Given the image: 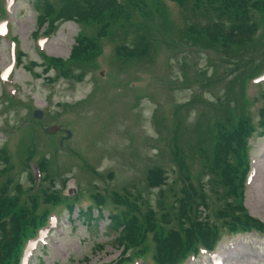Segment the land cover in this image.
<instances>
[{"label":"rangeland","instance_id":"rangeland-1","mask_svg":"<svg viewBox=\"0 0 264 264\" xmlns=\"http://www.w3.org/2000/svg\"><path fill=\"white\" fill-rule=\"evenodd\" d=\"M4 1L7 16L0 18V150L6 148L13 161L16 148L24 156L32 142L37 153L42 155L57 145L56 163L65 171L62 177L54 181L57 189L72 195L76 188L79 197H92L94 193L108 195L129 187L134 195L139 192L144 203L157 214L161 213L158 202L167 205L170 225L166 227L175 225L174 216H171L173 209L169 208L168 201L172 199V191L180 185L176 180L177 165L173 162L172 150L170 145L166 147L167 132H170L175 108L184 105L180 111L184 118L180 145L186 164L193 174L201 175L203 183L208 182V177L200 174L202 161L196 155V150L192 153L188 149L190 141L193 143L197 136L193 129L219 107L212 96H224V91L231 89L230 80L242 68L236 70V64L243 65L247 70V77L237 80V86L234 87L237 96L241 93V86L248 90L251 97L256 93L259 97L264 90V81H256V73H261V79L264 77V60L259 61L264 48V22L259 23V32L250 44L232 49L229 54L200 49L202 47L194 46L188 37L178 41L176 35L181 29L176 27L166 30L176 41L173 46L162 44L154 61L145 58L126 68H121L112 60L114 48L119 45L120 37L127 35L128 42L133 41L137 34L122 28L118 31L116 42L105 41L100 70L87 71L83 80L78 81L56 79L52 70L45 74L40 66L33 67V76L26 68L30 67L31 62L41 63L40 52L50 57L67 59L79 32L77 24L72 21L60 22L51 35L34 39L37 12L32 0ZM191 8L197 10L195 15ZM191 8H188L192 14L191 24L205 27L215 21L214 14L205 12L207 9L202 1H193ZM171 11L172 18L178 23L177 10ZM256 16L258 18V14ZM12 38L24 53L21 65L14 59L15 43ZM108 71L111 81H115L114 85L107 83ZM202 73L205 74L204 78ZM222 73L230 76L209 86L210 92L204 94L206 103H196L191 107V104L185 105L192 99L202 100L201 81L207 82V77L214 80ZM185 76L194 80L186 83ZM99 85L104 86L102 91H97ZM4 92L15 102L9 103ZM223 100L224 97L216 98V101ZM258 103L252 108L249 106L254 111V120L257 119L255 113ZM45 112L49 116H45ZM32 113L36 117L42 116L41 120L30 119ZM46 130L52 133L48 134L51 137H46ZM68 133L69 139L66 138ZM247 150L251 171L246 182L243 205L250 216L264 222V133L254 134L248 141ZM16 163L12 176L26 190L32 185L28 171L22 169L21 160ZM4 166L1 157L0 169ZM153 167H161L167 177L166 185L160 189L146 186L147 170ZM43 188L50 189L48 180L44 182ZM212 192L206 187L209 209L200 207V215L222 226L216 214L218 209L224 208V199ZM85 202L88 201L83 199L80 204H76L72 214L64 209L56 212L51 224L40 232V236L43 234L44 237H38L29 245L31 251L23 264H114L121 248L111 242L113 231L107 228V209L102 219H98L94 225H88L78 215V210L87 208ZM92 213L93 217L97 216L94 208ZM157 217L159 219V215ZM226 234L222 233L213 253L202 252L198 257L189 258L185 264H214V256H220L224 264H264V234Z\"/></svg>","mask_w":264,"mask_h":264},{"label":"trees","instance_id":"trees-1","mask_svg":"<svg viewBox=\"0 0 264 264\" xmlns=\"http://www.w3.org/2000/svg\"><path fill=\"white\" fill-rule=\"evenodd\" d=\"M193 1L196 2L33 0L37 12V31L33 34L34 39L41 35H51L60 22H74L79 32L67 59L50 57L40 52L41 63L31 62L30 67L26 68L33 76V67L40 66L45 74L52 70L56 79L81 81L87 71L100 70L105 41L116 42L118 31L122 28L130 29L137 35L135 40L128 42L127 35L120 37L119 45L114 48L112 60L121 68L140 63L145 58L154 61L162 44H175L176 41L166 32L175 27L181 29L176 35L178 41L188 37L194 46L202 47L200 49L229 54L232 49L250 44L259 32V23L264 22V0H198L205 4L207 14H214L215 21L205 27L197 26L190 23L191 15L197 12L191 8ZM188 8L193 10L192 14ZM171 9L177 10L180 20L178 23L171 16ZM6 14L4 2L0 0V18ZM42 28L44 31L40 32ZM12 41L15 43L16 62L21 65L24 53L18 49L15 39ZM263 60L264 48L259 58L260 62ZM253 61L254 58L251 62ZM239 68L240 72L230 80L231 89H226L224 96H212L215 103H219V107L214 109L212 115H207L204 122L201 120L194 127L193 132L197 135L194 146L192 141L188 146L190 152L196 150V155L202 161L200 174L208 177V182L203 183L201 175L193 174L186 164L180 145L181 130L184 126L180 111L184 109V105L180 104L175 108L172 126L170 132H167L166 147L170 145L172 150V159L177 165L176 180L180 186L172 191V199L168 201L169 208L173 209L171 216H174L176 221L170 228L166 227L170 225L167 220L170 214L167 205L163 206L162 202H158L161 213L157 214L144 203L139 192L134 195L129 187H125L122 192L116 191L108 195L98 192L92 194V197H79V190L72 196L65 195L54 183L55 179L62 177L65 172L56 163L57 145L42 155L37 153L35 143L32 142L24 156L16 148L15 159L12 156L13 161L6 148L1 149L0 158L2 157L5 166L0 169V264H21L26 245L37 238L39 230L48 225L50 217L62 209L72 214L75 205L80 204L83 199L88 201V206L85 210H78V215L86 220L88 225L96 224L98 219L103 218L104 210L108 211V228L114 233L111 235V242L121 248L119 258L114 264H128L136 260H142L146 264H182L189 256H196L201 248L212 251L224 232L236 234L255 231L263 234L264 224L247 213L243 200L249 172L248 140L254 133H264V90L259 97L257 93L251 97L248 90L241 86V93L237 96L234 92L237 80L247 77L246 68L238 63L236 70ZM215 72L216 70L213 73ZM109 73L110 71L107 72V83L114 85L115 81H111ZM223 74L226 73L214 80L207 77V82L201 81L202 100L192 99L185 105L191 104V107L204 102V94L209 93L211 89L209 86L230 76ZM256 74L259 75L260 72ZM201 75L205 76L204 73ZM193 80L187 76L184 78L186 83ZM103 87L99 85L97 91H102ZM3 95L9 103L15 102L8 93L4 92ZM217 97H224L223 102L216 101ZM235 101L237 104L233 105ZM256 102L259 103L255 113L257 119L254 120V111L251 108ZM46 116H49L47 112ZM30 119L36 120L31 115ZM32 126L33 124L29 128ZM60 141L63 142L62 139ZM18 160H21L22 169L28 171L32 184L26 190L12 176ZM51 167H54V172ZM46 180L50 182L48 190L43 188ZM166 180L161 167L147 170L146 186L149 189H160L166 185ZM62 181L66 183L65 180ZM206 187H209L212 194L213 190L219 198L224 199V208L218 209L216 214L222 226L200 215V207L209 209ZM93 208L96 210V217H93Z\"/></svg>","mask_w":264,"mask_h":264}]
</instances>
